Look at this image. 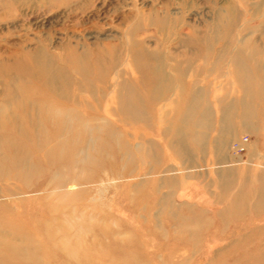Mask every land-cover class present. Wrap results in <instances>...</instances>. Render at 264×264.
I'll return each mask as SVG.
<instances>
[{"label":"rangeland","instance_id":"1","mask_svg":"<svg viewBox=\"0 0 264 264\" xmlns=\"http://www.w3.org/2000/svg\"><path fill=\"white\" fill-rule=\"evenodd\" d=\"M231 26L242 30L234 45L225 38ZM142 46L155 56L148 63L163 66L164 79L158 88L131 91L135 102L142 100L144 120L123 121L115 86L108 89L97 61L119 57V70L126 69L129 56ZM37 48L76 74L72 87L83 89L78 106L87 120L79 128L74 121L76 126L64 137L54 134L56 142L32 152L31 160L43 174L27 184L12 177L0 180V191L6 192L0 229L3 224L24 226V236L42 244L39 255L47 264H264V195L254 202L234 199L243 193L237 190L244 172L264 178V75L246 77L253 85L248 119L233 120L227 127L219 104L241 94L234 82L233 55L240 51L250 59L261 57L255 53L264 49V0H0V81L10 80L2 63H13ZM74 60L88 65L89 73L78 79ZM182 67L185 71L178 70ZM183 82L197 87L201 101L196 107L209 109L210 127L197 124L196 111L184 100L189 91L179 86ZM5 103L0 84V106ZM104 104L114 115H91ZM22 122L19 128L28 124ZM78 129L86 132L81 154L63 152L58 165L48 166L46 150L69 135L77 136ZM244 135L249 138L246 150L235 154L232 144ZM197 136L207 141L197 142ZM178 138L186 140L177 142L179 150L173 144ZM229 171L235 173V188L223 191L217 182ZM58 182L64 187L57 188ZM168 211L192 221V240L174 239L181 234L175 223H168ZM61 221L71 236L66 239L58 232L55 244H46L44 225ZM79 225L88 227L80 239L74 235ZM64 254H69V263Z\"/></svg>","mask_w":264,"mask_h":264},{"label":"bare ground","instance_id":"2","mask_svg":"<svg viewBox=\"0 0 264 264\" xmlns=\"http://www.w3.org/2000/svg\"><path fill=\"white\" fill-rule=\"evenodd\" d=\"M227 32L228 35L225 38H227L230 44L233 45L236 43V41H238L236 39L241 38L242 36L241 35L242 30L241 31L235 30L234 26L233 27L231 26V28L229 27ZM195 39L200 40V37L196 36ZM201 39L203 38L201 37ZM47 52L45 51V49L37 48L32 53L26 52L22 56H17L16 58H14L13 63H8V65L5 62L2 63L3 69H5L6 72H9L8 77L10 79V80H4L3 82L0 81V84H2V88H3V94L6 97V103L0 106V114L2 113L0 115V119H2L0 120L1 121L0 122V180L2 182L12 177L15 180H20L21 182L27 184L30 182V180H32V178L35 175L39 173L43 174V171L39 167L40 165L37 162L31 160L32 152H39L47 148L52 143L56 142V139H52V136H54V134L58 135L59 138H62L67 133H69L71 129L73 130V128L76 125H77L76 128H79L87 120L86 119L87 117L80 113L81 112L80 108L82 107L78 106L81 104L80 101L81 96L79 95L83 89L80 86L76 88L72 87L76 79V74L66 70V67L62 68L60 65H58L56 63V60ZM239 52L240 51H238V53H235L233 55V61L235 62L234 74L236 79L234 82L236 86L241 88V94L236 98L227 97L220 100L219 102L220 107L224 113L222 119L227 127L231 125L233 120L239 122L241 120L248 119V116L250 117V115L252 116V113H248L247 110H248V104L250 102H253L249 97L253 85L246 80V77L247 79H249L255 76L264 75V49H259V51H256L255 55L258 54L259 56H261L258 60H256L257 58H255L256 56L254 55L255 56L254 59L257 62L258 61L261 62L257 64L255 63L256 61L253 58L250 59L249 56L246 57L244 54L242 56V53ZM154 57L155 56L152 54L149 48H147L146 46H142L139 50L133 52L129 56L130 62L128 67L126 69H121V70H119L120 62H121L120 60H118L119 57L115 60L112 59L111 62L103 60L102 58L98 59L97 61L98 66H100V68L104 70L105 74L107 75L103 79H106L105 84H107L108 89H110V87L115 86L116 89L115 103L118 109L120 110V112L118 113V117H120L119 119L123 121H131V120L133 121L136 119L140 121L144 120L143 114L139 112V110L141 109L140 106H142L141 105L142 100L136 98V102H135L134 101L135 98L132 95L131 91L134 89L137 90L144 89L146 87L158 88L160 86L162 80L164 79L165 70L163 66H155L153 65L154 63L153 64L148 63L149 61L155 59ZM79 59L80 58H78L77 60ZM77 60H74L76 61L75 71L78 73L77 76L79 79V75L84 76L89 73L88 71L89 68L87 67L88 65L81 64ZM157 62H159V60H157ZM251 62L253 63V65L250 64ZM106 63L109 64L107 65ZM106 65L107 67H105ZM183 69L184 67H182V69L178 68L179 71H185ZM183 73H187V70L186 72ZM115 75L118 76V80L115 79ZM139 77H142L144 79L142 83L134 84L133 81H131V78H139ZM167 80L168 79L166 77V81ZM179 86L182 90L189 91L188 95L184 98V100L186 101V103L189 106V109L192 112L196 111L197 124H200V126L201 124H203L206 127H210L211 113L209 109L205 108L204 111H201L200 109H198V107H196L198 106L197 104H199V100L201 97L196 95L197 87L195 88L193 84L186 82L181 83ZM165 88L166 87H164V89ZM164 89L161 90L164 91ZM199 93H201V91ZM105 94H103V97L100 99V101H104ZM133 102H135L136 104L134 107H133ZM203 104L204 103H202V105ZM71 105H75L76 107H72ZM104 105L105 106L102 107L100 105V108L96 109L91 115L93 116H97V115L105 116L109 114L114 115V112L110 108H108V105L106 104ZM12 108L14 109V112L13 113L8 112L9 110H12ZM243 112L244 115L242 116L241 113ZM136 113H138V115H136ZM2 115H5L6 118H3ZM185 115L188 116L187 113ZM25 119L28 122L27 126L24 127L22 126L23 128H19L18 127L20 126L19 124L23 123L22 120ZM74 121L77 122L76 125L73 124ZM183 122L185 124L184 120ZM225 131L228 132L227 129H225ZM85 133L86 132L85 131L83 132L82 129L81 130L78 129L77 136L74 134L69 135V137L66 138L65 140L58 141L51 149H47L45 152L46 157L44 158L46 164L50 167L55 166L56 163L58 165L57 160L59 158L61 159L60 154H64V153L81 154L83 137L86 136ZM177 133H179V131ZM182 133H184L185 135L186 133L188 134V132H182ZM167 135L169 136V133ZM75 136L78 138H75ZM204 136L206 135L204 134ZM204 136H200V137L197 136L199 137V139L196 138L197 142L198 141L206 142L207 137L205 138ZM170 137H172V135ZM182 137L185 136L183 135ZM185 138L188 139V137ZM107 140L105 139V141ZM178 141L186 142V140L184 139L182 140V138H178L177 141L175 140L173 142V144L177 146L176 148L177 150H179L178 149L179 146L177 143ZM102 146L104 149L105 148L104 143ZM217 146H218L217 151L220 152L219 144ZM126 154H130V152H127ZM184 155H186L188 158H191L190 154H184ZM79 162H80L79 160L74 161V164H78ZM247 173H249V171L244 172L242 187L237 190L239 191L242 189L243 193L238 192V194L240 193L241 196H236V194H234V199L239 198V200H245V201L249 200L252 202L259 201V198L264 195V178L261 177V175L258 172L257 173L255 172L253 174L251 173L247 174ZM234 174L231 171H229L226 174L221 175L220 176L221 178L219 177L220 181H218L217 183L219 186H222L220 188L224 189L223 191H231V190L234 191L235 188V182L233 178ZM55 178H52L50 180L51 184L55 182L54 181ZM64 185L65 183L58 182L57 188L58 186L63 188ZM5 200H6V192L4 190H1L0 205L5 204L6 203ZM70 215L74 216L75 214L74 212L71 211ZM171 217L174 218V221L170 219ZM168 220H169L168 223H175L178 226V231L181 234V235L178 234L180 235L178 237L177 236L174 237L175 240H180L184 238L185 241H189L194 238L193 231L195 229L192 231V229L189 227L190 222H192L191 220L179 217V215L174 211L170 213ZM53 221L54 220H52V222ZM55 221L58 220L56 219ZM55 221L53 223H55ZM52 222L47 223L43 227L45 234L44 239L46 241V244L54 245L55 241L57 240V239L55 240V237L56 234H58V232L62 233L65 238L66 236H71L70 229L66 226L64 222L61 221L56 226H54ZM2 226L3 229H0V236H1L0 249H2L3 256L0 258V264H47L48 263L46 260L42 259L41 256L39 255L40 251H42L43 249L42 244L40 242L39 244H36V241H34L31 238V236H24L26 235L25 234L26 230H24L25 229L24 226L22 225L11 226L10 224L8 225L3 224ZM86 228L88 227L84 225H79V229L76 232L77 234L74 235L76 236L78 235L79 236L78 238L80 239V235L82 233L80 235L79 233L81 231L85 232ZM88 230L90 231V229ZM164 231L166 232L167 229ZM167 235H169V233ZM67 244L71 246V243L69 244L68 242ZM73 244L76 245L75 243ZM95 244L93 246H95ZM74 248H76V246ZM69 249L72 250V248H68L66 250ZM85 250L86 249H84L83 253L87 254ZM76 251L77 250H75L74 252ZM87 252H89V250H87ZM73 256L77 257V253L76 255ZM64 257H65V261L66 262L68 261L69 263V260L67 259V257H69V254L66 255L64 254ZM131 258L133 259L135 257H131ZM135 259H133L132 261H134ZM72 260L76 261L74 258ZM126 260H128L127 262H129V259Z\"/></svg>","mask_w":264,"mask_h":264},{"label":"built area","instance_id":"3","mask_svg":"<svg viewBox=\"0 0 264 264\" xmlns=\"http://www.w3.org/2000/svg\"><path fill=\"white\" fill-rule=\"evenodd\" d=\"M248 142H249V138L246 135H244L241 137L240 140H236L233 142L231 149L235 154H241L246 150V144Z\"/></svg>","mask_w":264,"mask_h":264},{"label":"crops","instance_id":"4","mask_svg":"<svg viewBox=\"0 0 264 264\" xmlns=\"http://www.w3.org/2000/svg\"><path fill=\"white\" fill-rule=\"evenodd\" d=\"M186 156V155H185Z\"/></svg>","mask_w":264,"mask_h":264}]
</instances>
